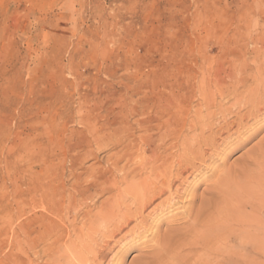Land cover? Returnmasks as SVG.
Listing matches in <instances>:
<instances>
[{
  "label": "rangeland",
  "instance_id": "374dc122",
  "mask_svg": "<svg viewBox=\"0 0 264 264\" xmlns=\"http://www.w3.org/2000/svg\"><path fill=\"white\" fill-rule=\"evenodd\" d=\"M259 24L264 0H0V264L22 232L55 221L69 187L110 170L128 142L137 153L141 139L156 140L163 108L196 104L192 79ZM263 136L213 168L241 165ZM200 176L187 180L197 196L215 180ZM178 211L161 219L162 238ZM143 253L121 264H143Z\"/></svg>",
  "mask_w": 264,
  "mask_h": 264
},
{
  "label": "bare ground",
  "instance_id": "6f19581e",
  "mask_svg": "<svg viewBox=\"0 0 264 264\" xmlns=\"http://www.w3.org/2000/svg\"><path fill=\"white\" fill-rule=\"evenodd\" d=\"M246 35L236 54L192 79L196 104L163 108L156 140L141 139L137 153L128 142L110 170L69 187L55 221L22 232L6 264H121L131 249L149 250L143 264H229L232 255L264 264V136L241 165L212 166L264 129V25ZM206 172L215 180L197 196L187 180ZM176 209L167 240L160 223Z\"/></svg>",
  "mask_w": 264,
  "mask_h": 264
}]
</instances>
